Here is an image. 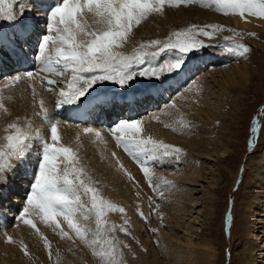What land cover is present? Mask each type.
Masks as SVG:
<instances>
[{"label":"rangeland","instance_id":"rangeland-1","mask_svg":"<svg viewBox=\"0 0 264 264\" xmlns=\"http://www.w3.org/2000/svg\"><path fill=\"white\" fill-rule=\"evenodd\" d=\"M28 1L29 0H17L15 1L16 3L15 5L20 10L22 7L25 9V11L27 10L26 14L30 15L28 20H26L27 23H30V20L32 21L35 20L34 22H32V25L35 23L34 25H35V28H37L36 31H38V35H39L37 37H39L40 39V35L45 31V22L44 23L42 22V17L38 18V15H37L38 13L34 14L33 10L30 9V6L33 7V5L30 4V2L28 3ZM41 6L42 7L40 8L44 9L45 11L41 13L46 15L50 6H47L46 4H41ZM191 6H193V8H191ZM167 7H168L167 14L164 15L166 24H162V25L156 24L155 25V23L147 24V22H142L139 26L134 28L137 30L134 33V35H130L132 36L133 39L130 42L128 39L127 48L125 49L122 48L120 50H122V52L126 54H129L133 51L134 47H139V44L142 42L146 43V42L151 41L152 39H162L163 37L166 40L173 32L183 30L184 28H187L191 26V24H195V23L198 25L199 24L200 25L216 24V25L223 26V30L214 33V38L212 39H208L205 37H199L200 39L204 40L205 44L219 46V47L203 48V49H200L198 52H196L195 55H190L189 57H185L186 64L183 67V70L179 72H173L170 75H167V77L170 76V78L169 80H167V83H165L167 85L164 84L166 88L162 85L163 87L161 88V91H163L164 93L163 94L164 98L162 99V101H160L157 105L156 104L148 105V107L144 105V107H142L143 106L142 101L138 99L141 102L142 106H138V112L135 113L136 114L135 118L141 120V118L144 115V119H146L147 116L149 117L148 119H150L153 117V115H155L156 112L163 111L165 113V110L167 111L173 110V112L179 113L180 109L179 107L175 105L174 100L178 99L179 95L181 97L183 91L189 90L192 87V84L198 82L200 85L203 84V86L205 87V88L203 87L204 93L203 91L201 93H203V96H204L203 99L206 100L207 104L209 105L206 104L204 108H207V110L211 114L210 117L212 121L207 120L206 119L207 116L205 117L203 115H199V116L195 115L194 118L196 121L193 122L194 126L190 124L189 120H187L189 124L186 121L185 123L188 125L187 127L191 125L195 129V130L191 129L193 133H195L198 130L200 131L202 129L201 132H203L206 136H202V134H200L199 136L200 137L202 136V138L204 139L206 137L208 145H206L205 143L204 144L205 146H203V148H198L196 146H192L191 144H188L187 140L184 138H186V135L190 133V130H187V127L178 125V127H180L179 129L180 132L177 133L178 136L176 135L177 137H179V139L178 141L176 140L175 147L183 146L185 148V149L181 148L182 156L180 158V162H177L174 158H171V160H169L168 162H165L164 165H159L160 163L157 164V166L152 165L151 171L153 170L152 172L154 173L157 171V168L160 167L162 169L160 170L164 172L163 175L171 174V173H172L171 175H178L181 171V173L186 172L187 174L189 172L188 176L192 177L191 175L192 173H194L192 170H195V169L198 170V173L195 179H192L189 182H187V180L181 181L179 180L180 178H177V181L173 180L176 183H173L171 180V182L175 184V187L167 188L168 190L164 192L166 193L169 192L170 194H174V196L177 193L178 196L180 195V198H179L180 200L178 199V197H176L177 200L179 201H176L175 199L173 200L174 196L171 197L168 194L169 195L168 197L167 194H165L164 192H163V195L161 196V193H159L161 190L157 191V197L151 194V196H153L154 202H156L157 205L159 204V208L157 209L161 210L160 213L157 212L158 210L155 211L152 209L151 207L152 197L148 196L147 199H149L150 197V200L146 201L147 211L146 212H144L143 210L140 211L142 213L143 212L145 213V214L143 213L144 216L141 217L139 213L135 215L136 219H139V217L142 218V219L140 218V221L143 222L142 223L143 225L136 226V227H139V229L138 228L132 229V227H135V226L131 225V223L129 222V224L132 226L131 227L129 225V230L132 231L130 236L125 235L124 233L119 232L117 230L115 235L118 238V240L122 242L126 241L123 243L128 245L127 248H123L121 246L122 251H123V257H124L123 259L128 258L130 262H132L135 259L134 260L135 261L134 264H135L137 263L136 259L140 254L146 255L152 251L159 253L160 251L159 249L161 247H164L165 237H163V233L165 232L166 234L174 235L173 237H175V239L173 238L172 240V242H175V243L171 242V245H174V246L173 247L170 246L172 248L171 250L173 251L172 253L174 255V256L171 255L172 256L171 260L176 259L177 262H175V260L174 261L170 260L169 263L171 264H237V261H238L237 258L243 255L245 258H248L250 259V261H253L255 258L259 257L257 256L258 254L254 256V258L252 257V255L257 252L256 250L253 249L254 240L251 237L252 236L251 233L253 231L252 225H253L254 219H259L262 221V222L261 221L259 222L261 224L257 226L259 227L257 231L262 232L261 234H259V237L263 236L264 238V198H262L263 193H261L263 189L258 183L260 177L264 176V171L259 170L258 165L259 167L263 166L264 162L259 163L256 166H254V163L252 162L251 163L252 169H250V167H248L249 169L247 170L245 169H246V163L250 161L251 157H254L253 158L254 161H257L263 157L262 154L264 153V28L262 26V23H264V18H258L252 15H246L244 18H241L238 14L234 16L224 15V14L216 12L213 6V8H211V11L209 12V14L212 15L213 17L218 15L215 18L219 17L218 19H221L227 16L229 17L232 16L233 18H237L235 16H239L238 19L236 20H240V22L245 27H242V26L240 27V25H234V24L232 25V23H230L231 22L230 20L232 17L230 18L227 17L230 19V20L228 19L229 20V22H227L228 24L226 22L212 21V20L210 21L209 24H205L203 20H200L201 18H204V16L200 17L199 15H197V12H196L198 10H202L199 3L190 4L187 6H180V7H171V6H167ZM203 10H206V9H203ZM44 17L46 16H43V18ZM24 24L25 23H23V25ZM37 24L39 25L42 24V27L43 26L44 27L40 28V26L38 27ZM151 25H154V26H151ZM171 25L174 26V28L171 27ZM147 27L149 28L147 29ZM151 27H154V29H156L157 31H155ZM39 29H41L42 31H39ZM164 33H165V36L163 35ZM236 33H239L240 35H236ZM3 39H4L3 37H0V43H2ZM133 40H136V41L134 42ZM232 43H239V44L248 46L249 48L248 53L245 54L243 57L235 55L233 53H229L224 46L230 45ZM35 45H33V47H35ZM18 48L20 49V52L22 54H25V55L28 54V49H29L28 44H26V47L21 45ZM155 50H156L155 48L148 49V51H155ZM1 56H0V78H1L0 90L2 91L0 93H3L4 90L8 89L6 85H9V77L14 76L17 73H15L14 70L11 69V67H9L10 63H6L8 62L9 59H7L6 57H1ZM27 56L29 57V55ZM177 56H179V53L177 51L175 50L167 51L165 53H162L160 57H158L155 61H153V63L163 64L165 62V58L169 57V58L174 59ZM203 56H204V61H201V58ZM33 57L34 56H32V58ZM32 58H29L31 62L29 69L35 70L34 74H36L38 77V85H40V87L42 86L46 90V93L49 96H51L52 104H53L52 113L54 114V116H57L59 113V110L58 108H56L55 104L58 99V94H59L60 88L65 87L67 85L66 81L68 83V81L71 78V74L69 72V73H65L62 76H55L49 73L39 72L38 71L39 68L37 66L38 61L34 63V66H35L34 68L32 64V60H33ZM173 59H170V60H173ZM198 60L199 62H196ZM201 65L203 67L199 69L198 67ZM142 67H147V64L143 65ZM238 67H239V70H238ZM225 69H231L229 72L230 74L229 78H226V74H224ZM240 70H245L244 74H242ZM7 71H10L8 73V76L4 75V73H6ZM41 76L45 77L46 79H54L57 81V85L52 91H49L48 88L45 86V84L41 82V79H40ZM57 77H60V78H57ZM230 77L233 78L232 79L233 81L230 84V86H228V81L230 80ZM160 82L161 81L155 80V79L137 77L133 81L129 82V84L126 85L125 87H121L118 84L113 83L111 81H104L94 86L95 90L92 91V94L90 97H91V100H95L96 97L104 93V94L110 95L111 98L112 97L116 98L117 94H120V93L125 94L126 92L123 93V91L127 89H133V90L139 89V90H145V91L149 90L148 94L151 95L152 91H155L156 86L159 85ZM12 87L13 86L9 85V88H11V91H13ZM222 87L225 88L224 91L221 90ZM228 89H231V91L229 92ZM107 92H111L112 95ZM187 102L188 101H186V103ZM134 104H136L135 105L136 107L134 109V111H136L138 103L135 102ZM219 105H221L222 108ZM66 106L68 105H65L63 107L66 108ZM116 106L117 104L111 105L112 109L115 108ZM190 107H189V110H190ZM125 108L126 110L124 114H126L127 116L128 115L127 113L128 111H130V109H127V107H124V109ZM62 109L64 112V108ZM116 110L118 112H115L113 110H109V111L115 112L116 114L118 113L120 115L114 114L110 117V114H107V110H106L105 118L99 121L94 120L95 124L94 123L91 124L89 122H87L86 124V122H81L82 124L80 125H78V123L73 124V127L76 132L83 131L85 128L91 129L92 130L91 132L89 133L85 132V134H86V137L90 138L91 141L93 140V142L95 143L99 141V138L102 140H106V138H108L109 140L114 142L113 144L111 142V144L115 145L116 142L113 138V134L110 131V128H112V126H114L118 121L127 119V117L124 114H121L123 112H120L118 109ZM3 115L1 118L2 120H0L1 125L7 124V120H6L7 118H3L4 117ZM63 116L65 117V115L62 114V117ZM114 116H117V117H114ZM42 118L39 120V122L42 120ZM85 119L87 118L85 117ZM62 120H65L64 121L65 123L68 122L70 124V122L66 118ZM98 122L100 123L99 125H98ZM102 123L103 124L105 123V125H102ZM94 126L96 127V130H94ZM104 126H108V127L106 128ZM198 127L199 128L202 127V128L199 129ZM253 127L257 128V131L255 133L251 131ZM47 128H48V125L44 126L45 130ZM261 129H262V135H261L262 137L260 138L259 131ZM4 130L3 132L0 130V145H3L5 143L4 136L7 133ZM96 132L100 133L99 137L93 136V134H95ZM103 132H106L104 133V136H102ZM45 133L46 132L43 133L41 131V134H45ZM180 134H181V137H180ZM184 134L186 135L183 136ZM46 137L47 138L49 137L48 139H50V136L48 134L46 135ZM258 140L260 141L259 146H257ZM78 145H80L79 140H78ZM112 145H111L112 148L116 147ZM120 149L123 151L121 156H123L124 158L127 157V159H130L131 161L132 159L131 156L128 155L122 147ZM37 153H38V156H36L35 159L31 158L33 161H35L34 166L39 164V158L41 156L40 155L41 151ZM111 159H114V161L116 160L118 161V157H116V155H113L112 152H111ZM106 162L108 163L107 158H106ZM103 166H104V163H101L99 166L97 165L98 167L97 174L98 173L100 174V172H102L104 173V175L107 176L109 174V169L103 168ZM37 167L38 166H36V169L38 170ZM254 167L255 168L257 167V170H255ZM93 169H95V167H93ZM37 170H33L32 168L31 172L29 173L30 178L28 179L22 176L24 179H22L21 181L23 182L25 181L27 186H25L24 189H22V191L24 192L23 193L24 196L22 195L21 204H17L15 202L17 200L16 197L14 200L12 199L13 198L12 193L9 195L10 199L8 201L1 200L3 199L2 196H3L4 191H3V188L0 189V191H2L0 193V211L1 210L6 211L5 213L2 212V214L4 215V217L2 216V219L4 220H3V226H1V228L3 227L5 228L3 230H5L6 235L1 234L2 230L0 228V240L2 241V248H0V251H2L0 253V264H13L14 261L16 263L17 260L18 261L20 260L21 262L20 263L17 261V264H27V263L28 264H39L40 263L39 259L41 258L42 259L45 258L47 262H49L47 264H54L55 259H58L56 257L58 256L63 257L66 252L68 251L70 252L71 250L74 249V246L72 244L75 239L74 235L69 234V237L74 236L73 237L74 239L73 238L69 239L66 237L65 239L62 238L58 230H54L53 229L54 227H50V224H46L42 222L39 217H36L33 220V222L36 224L37 228L39 229V232L35 231L36 229L33 231L34 228H32L29 225L26 226L25 223H23L20 227L22 228L26 226V231L23 236H21L20 230H16V231L12 230L15 227L14 225H16L15 224L16 222L20 223L21 221H23L22 218H19L20 217L19 213L22 211V208L26 206V196L31 190V184L34 182V177H35ZM256 171L259 176L255 175ZM244 174H246V176ZM185 175L186 174H184V176ZM230 178H233L231 182H230L231 180ZM16 180H19V179H16ZM14 184L15 182L11 184L7 183V186L8 188L11 189L13 186H15ZM97 184H99V181H97ZM145 184L147 185L149 184V182L145 181ZM106 187H108V190L106 189ZM20 189H21L20 187H17V191H20ZM175 190H176V193H175ZM178 191L180 193L181 192L189 193L191 198H189V196H185L184 194H180ZM99 193L103 198L109 201H113L107 195L109 194L108 184L107 186H103L100 184ZM114 193L112 192L110 194H114ZM8 194H6V197H8ZM115 194L117 196H120V194H122L124 197L129 196L125 193H115ZM188 198L192 199L190 209L187 208L189 207V203L187 201ZM83 199L85 203L90 204V201L87 200L89 199L88 197L87 198L84 197ZM177 202L179 204H177ZM169 204L170 205L172 204V206H174L173 208L176 207L177 210L182 206L184 207V209L181 211L178 210L177 212V210H175L176 215L179 217L177 219L176 224L171 219H169L170 221H165V220H168V218L166 219L164 210L167 208L169 213H171L170 210L172 211V207ZM186 208L188 209V211L185 212ZM137 210H138V207H137ZM175 212H173V215L175 214ZM254 212H256L257 214H255ZM110 213L109 215H107V219L109 218V220L113 221L114 216L111 215L112 213L111 214ZM6 214L8 215L7 217H5ZM119 214L120 213L114 212V215H117L118 220L120 221L122 216ZM13 215L15 216L13 217ZM129 217H126V219L129 220L131 218ZM170 222L172 223V225ZM121 223H123V221H121L120 223H117V226L119 227ZM152 228H155V229L157 228L158 230L156 231L157 233L155 232L154 234L152 231H150V229ZM171 228H172V231H171ZM6 231L9 232V235H7ZM27 231H29V233ZM13 235H16V236H13ZM8 236L14 237V238L12 237L13 242L9 243V245L7 244ZM16 237H18V239H16ZM45 238L49 240L48 241L49 243L52 240V242L50 243V248L45 245V242H43L44 244L42 243V241H45ZM21 239L22 240L24 239L23 241L25 243H21V241H19ZM162 239L164 240L162 241ZM70 240L72 243L70 242ZM186 241L187 243H190V244L186 245L187 244ZM52 243H54L55 245ZM69 243L70 245H68ZM25 245L27 246L28 253L35 254V256L36 255L37 256L35 257L29 254L25 255L23 251V247ZM52 245L54 246V248L52 247ZM64 245H67L68 247ZM13 246L15 250H13ZM42 246H45L44 247L45 250H48V251L53 250V252L56 251L58 255L52 252L54 256H51L50 255L51 252L49 251L48 253V251H45ZM69 246H71L72 248ZM143 246H145V248ZM4 248L7 251L4 250ZM18 249L22 250L23 252H20V250ZM252 249L253 251H251ZM60 251H63V252H60ZM20 253L21 255L23 254L24 256L23 255L21 256ZM16 254L17 256L16 257L14 256L15 258H13L12 255H16ZM79 254L85 255L83 257H80L81 259L80 264H85V259L86 260L94 259V262L97 261L95 263L100 264L101 262V264H103V261H100V258L97 257V260L95 259L96 256L92 254V249L91 251L90 250L87 251L85 254L83 253H79ZM151 254L152 253H150V255ZM89 255H90V258H89ZM49 256L51 258H49ZM31 257H33L34 259ZM36 258L37 259L39 258L38 259L39 262H37L38 260ZM52 259L54 260V262ZM11 261H13V263ZM257 263L259 262H255V264Z\"/></svg>","mask_w":264,"mask_h":264},{"label":"snow or ice","instance_id":"snow-or-ice-1","mask_svg":"<svg viewBox=\"0 0 264 264\" xmlns=\"http://www.w3.org/2000/svg\"><path fill=\"white\" fill-rule=\"evenodd\" d=\"M200 2L201 0H54V5L50 6L46 14L45 31L40 35L36 60L41 64L39 72L57 76L69 72L71 74L67 85L60 88L56 108L85 104L95 90L94 86L104 81L125 87L137 77L161 80L166 73L182 71L186 64L185 57L195 55L203 48L219 47L205 44L199 37L212 39L214 33L223 30V26L193 24L173 32L166 40L153 39L146 43L142 42L129 54L120 51L128 42L133 29L149 16L163 15L166 6L180 7ZM4 3L5 0H0V17L17 22L12 4H8L5 8L2 6ZM204 6H214L216 12L224 15L238 14L241 18L252 15L264 18V0H204ZM24 11L22 7L21 18ZM22 29L28 30L26 25L22 26ZM236 35L240 34L236 33ZM224 47L229 53L241 57L249 51L248 46L239 43ZM149 48L156 50L148 51ZM171 50L177 51L179 56L163 64L153 63L162 53ZM145 64L147 67H142ZM34 71L26 70L22 74L9 77V85L24 78L34 80ZM40 79L49 91L57 85L54 79H46L43 76ZM95 99L98 107L114 103V100L106 97ZM43 103L41 100L42 113L38 115H42L50 124V140L40 139L42 151L38 170L31 184V190L26 196V206L19 213L20 218L39 217L42 222L58 230L62 238L71 239L68 232L61 227L58 218L62 217L75 237L92 249V254L100 258L103 264H126L122 247L127 248L128 245L119 241L115 233L118 230L130 236L129 220L124 219L119 227L114 223L109 226L107 220L108 213L125 214V209L103 198L99 189L93 186L91 177H87L85 169L80 166L78 151L61 143L58 122L49 117L48 109L43 107ZM0 109L5 113L8 112L2 97H0ZM18 120L19 118L8 123L4 130L7 134L4 136L5 143L0 146V189L7 185L10 174L23 162L25 153L29 151L28 145L33 139L31 125L22 127ZM180 124L184 127L188 126L183 120ZM91 131L85 129L86 133ZM110 131L117 146L122 147L141 167L150 186L153 180L151 174L153 163L159 164L168 158L180 162L182 150L154 140L151 136L145 138L142 135L140 119L120 120ZM251 131L255 133L257 128L253 127ZM35 135L39 138L41 134L36 130ZM95 135L99 137L100 133L96 132ZM128 176L129 179H133L130 173ZM165 187L171 188L175 185L170 181L162 180L154 186V189L161 190L163 195L162 189ZM84 197L89 198L90 206L85 203ZM156 207L159 208V205ZM82 209L87 211L82 212ZM78 214L82 215L83 222ZM93 214L94 228L87 224ZM139 214L143 217L142 212ZM23 223L39 232L32 219H23ZM150 231L155 233L157 229L152 228ZM7 242H13L11 236L7 237ZM45 245L50 248L46 238ZM23 251L25 255L29 254L26 245Z\"/></svg>","mask_w":264,"mask_h":264},{"label":"bare ground","instance_id":"bare-ground-1","mask_svg":"<svg viewBox=\"0 0 264 264\" xmlns=\"http://www.w3.org/2000/svg\"><path fill=\"white\" fill-rule=\"evenodd\" d=\"M17 1V0H15ZM30 2V4L33 5V7L30 6V9L33 10L34 14L35 13H38V18H41L42 17V22L44 23L45 22V18H43V16H46L45 14H42L41 12H45L44 9H39V6H41V4H46L47 6H53L54 5V0H29L28 3ZM8 4H12V9H13V12L16 14L17 16V22H13V21H9V20H6V19H3L2 17H0V37H3V41L2 43H0V56L2 54L1 57H6L8 60V62L6 63H10L9 67H11V69L14 70L15 73H20L22 74L23 72L25 71H22V70H19L21 68V66H24L25 64L26 65H30L31 62H30V59L29 58H32V54H33V51L36 52V49L37 47H35V50L33 49V45L36 44V39L38 38L37 36L38 35V31H36L37 28H35V23L32 25V22H34L35 20H30V23H27V31H23L22 29V26L23 25V22H21L22 20L21 19H26L28 20L29 16L30 15H27L26 14V11H24L23 13V16L22 18L20 17V9H18L16 7V3L13 2V0H5V3L2 5L3 7L7 8ZM200 7L202 10H198L196 11L197 12V15H199L200 17H203L204 18H201L200 20H203V22L205 24H209L210 21H222V22H229V18L234 16H227V17H223L221 19H218V18H215L213 17L212 15L209 14V12L211 11V8L213 7H205L204 6V0H201V2L199 3ZM185 8V7H184ZM191 8H193V6H191ZM28 9V8H27ZM186 9V8H185ZM203 9H206V10H203ZM213 10V9H212ZM167 11H168V7L166 6L165 9H164V13L163 15H159V14H153L151 16H149V18L143 22H147L148 23H155V25L157 24H166V21H165V17L164 15L167 14ZM177 11V10H176ZM207 11V12H206ZM29 13V12H28ZM175 13V12H174ZM216 13V12H215ZM33 14V16H34ZM168 16V15H167ZM166 16V17H167ZM181 16V15H180ZM171 17V16H170ZM178 17V16H177ZM187 17V16H186ZM237 18H231V22L232 25H240V27H245L241 22L240 20H236L238 19L239 16H235ZM35 18V16H34ZM33 18V19H34ZM181 18V17H180ZM225 18V19H224ZM170 19V18H169ZM229 19V20H228ZM240 19V18H239ZM199 20V21H200ZM260 20V19H259ZM198 21V22H199ZM169 22V21H168ZM184 22V21H183ZM244 22V21H243ZM254 22V21H253ZM246 23V22H245ZM261 23V22H260ZM146 24V25H147ZM170 24V23H169ZM167 24V25H169ZM189 24V23H188ZM196 24V23H195ZM228 24V23H227ZM38 27L40 26V28L42 27V24L39 25L37 24ZM193 25V24H191ZM198 25V24H196ZM200 25V24H199ZM149 26V25H148ZM151 26H154V25H151ZM262 26L264 28V23H262ZM261 26V27H262ZM44 27V26H43ZM42 27V28H43ZM167 27V26H166ZM171 27L174 28V26L171 25ZM149 27H147L148 29ZM152 29H154V27H151ZM158 28V27H157ZM170 28V27H169ZM160 29V28H159ZM162 29V28H161ZM261 29V28H260ZM33 33H32V31ZM137 29H133L134 32H132L131 35H134V33L136 32ZM155 31H157L156 29H154ZM246 30V29H245ZM262 30V29H261ZM152 31V30H151ZM164 32V31H163ZM146 33V32H145ZM157 34V33H156ZM165 36V33L163 34ZM137 36V35H136ZM131 38H129V42L133 39L132 36H130ZM162 37V35H161ZM167 37V36H166ZM140 38V37H139ZM142 38V37H141ZM153 40V39H152ZM160 40H165L164 37ZM134 42L136 40H133ZM26 44L29 45V49H28V54L29 57L25 54H22L20 52V49L18 48L19 46H25L26 47ZM135 45V44H134ZM127 43L125 44V46L123 47L124 49L127 48ZM24 50V49H23ZM26 51V50H25ZM122 51V50H120ZM166 57V55H165ZM164 57V58H165ZM33 59V58H32ZM170 59H173V58H165V62L166 61H172ZM201 61H204V56L201 58ZM196 62H199L196 61ZM196 65V64H195ZM194 65V66H195ZM37 66L38 68L40 69L41 68V64L40 62L38 61L37 63ZM248 67V66H247ZM231 68V67H230ZM30 70V69H28ZM231 69H225L224 70V74H226V78H229V72H230ZM238 70H239V67H238ZM244 71L245 70H240V72L242 74H244ZM10 71H7L6 73H4V75L8 76V73ZM239 72V73H240ZM35 73V72H34ZM45 73V72H44ZM171 73H166L164 77H162L161 79V82L159 83V85L156 86L155 88V91H152L151 93V96L153 97V99L160 95V94H163V92L161 91V88L167 84H163V83H167V80H169L170 76L167 77V75H170ZM51 75H55V74H51ZM35 76V79L34 80H29L27 78H24L22 80H20L19 82H14L11 84L12 89L13 91H11V88L8 87V89L4 90L3 93H0V97H2V102L4 104V107H6L8 109V112L5 113L3 112V109H0V120H2V115L4 116L3 118H7V124H3L1 125L0 124V130L3 132L4 128L6 129L8 123L10 122H13V121H17V118H19L18 120V123L23 127V126H26L27 124H30L31 125V131L33 133V139L32 141L29 143L28 145V148H29V151L25 153V157L23 159V162L19 164V166L15 169L14 172H12L10 174V181L8 182L9 184L15 182V186H13L11 189L8 188V186L6 185L5 187H3V196L1 200H9L10 199V194L12 193V199L14 200L15 197L16 200L15 202L17 204H21L22 203V195H23V191L22 189H24L26 185V182L24 181H21L22 179H24L23 177H25L26 179L30 178V172L32 170V164H34L35 161H33L31 158H36V156H38V153L39 151H42L41 150V143H40V139H48L46 137V135L48 134L50 136V124L45 121L43 118H42V115H38L39 113H42V108H41V104H40V101L43 100V107L48 109V115L51 119L57 121V128H58V134L60 135L61 137V143H63L64 145L66 146H71L73 147L74 149H76L78 151V156H79V163H80V166H82L84 169H85V172H86V175L87 177H91V182L93 184V186L95 187H98L100 189V184L103 185V186H109V194L108 197H110L113 201H111L112 203H115L117 204L118 206H121L125 209V214H119L122 216L121 220L119 221L118 220V216L117 215H114V212H111L110 214L113 215V221L109 220V218L107 219L108 222H109V226L111 224H116L117 223H120L121 221H124V219H126V217H129V222L131 223V225L135 226V227H132L130 224V226L133 228H138L139 227H136V226H142L143 222L140 221V218L139 219H136V216L138 213H140V211H144L146 212L147 211V200L149 201L150 200V197L149 199L148 196H151V194L155 197H157V191H160V190H156L154 189V186L157 185L158 183H160L162 180H168L173 183H176L174 182L173 180H176L177 181V178H180L179 180H183V181H186L189 182L190 180L192 179H195L197 173H198V170L195 169V170H192L194 173H192V177H189V172L188 174L186 172L184 173H180L178 175H171V174H166V175H163V171H161L162 169L160 167L157 168V171L156 172H152L151 171V174H153V180H152V186H150L149 184H145V181H148L142 170H141V167L134 161L131 159H127L124 158L122 155L123 151L119 148V146H117L116 144L115 145H112L114 142L109 140L108 138H106V140H102L99 138V141H97L96 143L93 142V140L91 141L90 138L86 137V134H85V129L83 131H80V132H76L74 127H73V123H65L64 121L65 120H60L58 117L61 116L63 113H67V112H71L72 115L75 117V119L78 121V125L82 124L81 122H89V123H94V120L96 121H99L98 120V116L101 114L102 115V119L105 118V111L109 109L111 110V105L112 104H116L115 103V97H107L109 100H114V103H109L103 107H98L96 106V99L95 100H91V97L88 98V101L85 103V104H82V105H68L65 107H61L59 108V113L57 116H54V114L52 113L53 112V109H52V99H51V96H49L47 93H46V90L40 85H38V77L36 74H34ZM57 76V75H55ZM243 76V75H242ZM241 76V78H242ZM57 78H60V77H57ZM165 78V80H164ZM233 78L230 77V80L228 81V86H230V84L232 83V80ZM1 80V78H0ZM4 81V80H3ZM6 81V80H5ZM160 81V80H159ZM235 81V80H234ZM206 82V81H204ZM236 82V81H235ZM66 84H67V81H66ZM105 84V83H104ZM161 84H163V86H161ZM233 85V84H232ZM191 86V85H190ZM203 84H199L198 82L197 83H194L192 84V87L189 89V90H186V91H183L181 97L179 95V98L178 99H175L174 100V103L177 107H179L180 109V112L179 113H176V112H173V110H165V113L163 111L161 112H156L155 115H153L152 118L148 119L149 117L147 116L146 119H144V115L143 117L141 118V121H142V128H143V133L142 135L146 138L148 136H151L154 140H158V141H162L166 144H169V145H172V146H175V143H176V140L178 141L179 137H177V133L180 132V127H178V125H181L180 124V121L183 120L184 122L187 120H189L190 124L193 125V122H195V115L196 116H199V115H203V116H207V120H210L212 121L211 119V114L209 113V111L207 110V108H204L205 105L207 104L206 100L203 99V93H204V89H203ZM166 88V87H165ZM205 88V87H204ZM102 90V89H101ZM222 91L225 90V88L222 87L221 89ZM229 92L231 91V89H228ZM2 90H0L1 92ZM110 91V90H109ZM203 91V93H201ZM119 92V91H118ZM126 92L125 94H122L121 96L119 95V99L117 101V106L115 108H113L114 110L118 109L120 112H123L122 110H126V108L124 109V107H127V109H130V111H128V115L129 113H133L134 109H135V101H136V98H142V97H145L146 95H148L149 93V90H139V89H136V90H133V89H127L125 91H123V93ZM105 95H108V94H102L98 97H105ZM116 95V94H114ZM118 96V95H117ZM156 101H158L159 103V100L158 98H155ZM141 101H145L146 99H139ZM7 101V102H6ZM126 102V106L124 104V102ZM156 101H152L151 104L149 105H153ZM186 101H188L186 103ZM173 103V104H174ZM157 105V104H156ZM209 105V104H207ZM94 106L98 108V110L100 112H94L93 110L91 111L92 107ZM191 106V107H190ZM211 106V104H210ZM221 106V105H219ZM189 107H190V110H189ZM208 107V106H207ZM216 107V105H215ZM64 108V112H63V109ZM96 108V109H97ZM122 108V109H121ZM222 108V106H221ZM176 109V108H175ZM108 110V111H109ZM107 111V114H110V117L114 114H116L115 112H111ZM225 111V110H224ZM91 113V114H90ZM96 114H98V116H96ZM118 114V113H117ZM116 114V115H117ZM122 114V113H121ZM65 115V114H63ZM120 115V114H118ZM127 115V116H128ZM66 116V115H65ZM39 117V119H38ZM64 117V116H63ZM85 117L87 119H85ZM91 117V119H90ZM114 117H117V116H114ZM154 117H158V119H154ZM42 118V122L39 120ZM89 119V120H88ZM108 119V118H107ZM113 120V119H112ZM106 122V121H105ZM5 123V122H4ZM97 123V122H96ZM188 123V122H187ZM100 123L98 122V125ZM107 124V123H106ZM189 124V123H188ZM48 125V128L45 130L44 129V126H47ZM102 125H105V123ZM165 125H170L169 127H166ZM191 125H189V127H187V130H190V133L189 134H184L183 136L186 135V139L187 140V143L188 144H191L192 146H196L198 148H203V146H205L204 144L206 143V145H208L207 143V138L205 137L202 138V136H206L203 132H201V129L200 131H196L195 133L192 132L191 129H194ZM194 126V125H193ZM43 127V128H42ZM113 127V126H112ZM263 127V125H262ZM42 128V129H41ZM39 129V133L41 134V131L44 133L46 132L45 134H41L39 138L36 137L35 133H36V130ZM111 129V128H110ZM173 129H176L175 131ZM94 130H96V127L94 126ZM195 130V129H194ZM98 131V130H97ZM103 131V130H102ZM101 131V132H102ZM207 131V130H205ZM76 132V133H75ZM108 132V131H107ZM260 132V138L262 137V129L259 131ZM104 133L106 132H103V135L104 136ZM102 134V133H101ZM202 134V136L200 137L199 135ZM177 135V136H176ZM93 136H96L95 134H93ZM176 137V138H175ZM180 137H181V134H180ZM102 138V137H101ZM104 138V137H103ZM259 138V140H260ZM50 140V139H48ZM78 140L80 142V145H78ZM182 140V139H180ZM258 140L257 142V146L260 145V141ZM112 142V144H111ZM178 143V142H177ZM2 144V143H1ZM112 146H116L118 148H112ZM2 146V145H0ZM185 146V145H184ZM177 147V146H176ZM210 147V146H209ZM179 148H183L185 149L183 146H179ZM206 148V147H204ZM37 149V150H35ZM118 150V151H117ZM111 152L112 153H115L116 157H118V161H114V159H111ZM118 152V153H117ZM41 155V154H40ZM263 157L260 158L259 160L257 161H254V157H251L250 161H248L246 163V169H249L248 167H250V169H252V166H251V163L253 162L254 163V166H256L257 164L259 163H262L264 162V153L262 154ZM128 156V155H127ZM106 158L108 159V163L106 162ZM256 158V157H255ZM169 160H171V158H168L166 160H164L163 162H161L159 165H164L165 162H168ZM101 163H104V166L103 168H108L109 169V174L106 176L104 175V173L100 172V174L98 172V167L97 165L99 166ZM109 164V165H108ZM121 165L123 166V168H121ZM152 165H155L157 166V164L153 163ZM261 165V164H260ZM263 165V164H262ZM30 166V167H29ZM38 166L35 165V167ZM25 167V168H24ZM93 167H95V169H93ZM38 168V167H37ZM163 168V167H162ZM153 169V168H152ZM161 169V170H160ZM255 170H257V167L255 168ZM258 169L259 170H263L264 171V165L263 166H260L258 165ZM155 171V170H154ZM131 174V177L133 179H129V176L128 174ZM230 173V172H229ZM232 173V172H231ZM176 174V173H175ZM184 174H186L184 176ZM158 175V176H157ZM246 176V174H244ZM256 176H259L257 171H256ZM23 176V177H22ZM244 176V177H245ZM16 179H19V180H16ZM230 182L232 181L233 178H230ZM97 181H99V184H97ZM171 182V183H172ZM172 183V184H173ZM180 183V182H179ZM259 185L261 186V188L263 189L261 193H263V197L264 198V176L260 177L259 179ZM184 184V183H183ZM175 185V184H174ZM17 187H20V191H17ZM168 187H165L163 188V192L168 190L167 189ZM106 189L108 190V187H106ZM29 190V189H28ZM135 190V191H134ZM134 191V192H133ZM152 191V192H151ZM174 191V190H172ZM219 191V190H218ZM2 191H0L1 193ZM125 193L129 196L127 197H124L122 194H120V196H117L115 193L114 194H110V193ZM171 192V191H170ZM179 192V191H178ZM9 193V194H8ZM161 193V191L159 192ZM165 194H167V196L169 197V195L172 197L174 196V194H170L169 192L166 193L164 192ZM175 193H176V190H175ZM180 193V192H179ZM260 193V194H261ZM6 194H8V197H6ZM164 194V195H165ZM169 194V195H168ZM177 194V193H176ZM174 196L173 200L175 199L176 201H179L180 199V195L178 196V194ZM180 194H184L185 196H189V193H180ZM262 195V194H261ZM24 196V195H23ZM153 196L152 197V204H151V207L153 210L157 211V203L154 202V199H153ZM162 196V195H161ZM19 197V198H18ZM167 197V198H168ZM179 200H177V198ZM184 197V196H183ZM87 198V197H86ZM187 198V197H186ZM185 198V199H186ZM187 199L188 203H189V208L190 209V205L192 203V199ZM130 199V201H129ZM89 200V199H87ZM169 200V199H168ZM160 201V200H159ZM175 201V202H176ZM185 201V200H183ZM154 202V203H153ZM174 202V201H173ZM172 202V203H173ZM262 203V202H260ZM89 204V203H88ZM149 204V203H148ZM161 204V202H160ZM177 204H179L177 202ZM196 204V202H195ZM90 205V204H89ZM159 205V204H158ZM170 205V204H169ZM194 205V204H192ZM150 206V205H149ZM167 206V205H166ZM172 207V211L170 210V212L172 213H169L167 208L164 210V214L166 215V219L168 218V220H165V221H170L169 219H171L172 221L177 222V219L179 218L177 215H176V212L175 208H173L174 206H172V204L170 205ZM137 207H138V210H137ZM164 207V206H163ZM183 207V206H182ZM180 207L178 210L181 211L184 209V207L182 208ZM259 207V206H258ZM24 208V207H23ZM22 208V210H23ZM144 208V209H143ZM185 209V212L188 211V209ZM171 209V208H170ZM177 210V212H178ZM254 210V209H253ZM82 212H86L87 209H82L81 210ZM5 213L6 211H3L1 210L0 211V228L1 226H3V220L2 219V216L4 217V215L2 214ZM143 212V213H144ZM149 212V211H148ZM157 212H161V210H158ZM163 212V211H162ZM173 212H175V214L173 215ZM9 213V212H8ZM255 214H257L256 212H254ZM14 214V213H13ZM145 214V213H144ZM163 214V215H164ZM186 214V213H185ZM184 214V215H185ZM109 215V213H108ZM140 215V214H139ZM138 215V216H139ZM155 215V213H154ZM160 215V214H159ZM183 215V214H182ZM8 215L6 214L5 217H7ZM10 216V215H9ZM15 215H13L14 217ZM81 222L83 221V217L82 215L78 214ZM141 216V215H140ZM144 216V215H143ZM147 216V215H146ZM256 216V215H255ZM20 218V217H19ZM25 219L28 218V219H32L34 220L36 218V216H25L24 217ZM22 218V219H24ZM165 218V217H164ZM163 218V219H164ZM60 219L61 221V226L64 227V231L68 232V234H72L74 235V233H72V231L67 227V224L66 222L63 221L62 217L61 218H58ZM142 219V218H141ZM161 219V218H159ZM2 220V221H1ZM19 220V219H18ZM17 220V221H18ZM137 220V221H136ZM90 221V222H89ZM87 222L88 226L94 228L95 227V224H94V214L92 216V218ZM136 221V223H135ZM153 221V220H152ZM151 221V222H152ZM261 220L259 219H254L253 220V231H252V238L254 240V250H256L257 252L254 253L252 255V257L254 258V256H259L258 258H255L253 261H250V259L248 258H245L244 255L243 256H239L238 261H237V264H255V262H259L257 264H264V238L263 236L262 237H259V234H261L262 232H258L257 230L259 229V227H257ZM262 222V221H261ZM162 223V222H161ZM159 223V224H161ZM165 223V222H164ZM171 223V222H170ZM16 225H14L12 228V230H20V234L21 236L24 235L25 231H26V226L25 227H21V225L23 224V221H21L20 223L19 222H16L15 223ZM94 224V225H93ZM123 223H121L120 225H122ZM158 224V223H157ZM119 225V226H120ZM151 225V224H150ZM172 225V223H171ZM152 226V225H151ZM154 226V225H153ZM157 226V225H156ZM174 226V224H173ZM50 227H53L52 225H50ZM162 228V227H161ZM5 229L4 227L1 228L2 230V233L1 234H5ZM54 229V228H53ZM157 229V228H156ZM35 229H33L34 231ZM51 230V229H50ZM31 231V230H30ZM36 231V230H35ZM158 231V230H157ZM171 231H172V228H171ZM7 232V231H6ZM29 233V231H27ZM132 233V231H130ZM140 232V231H138ZM145 232V231H144ZM14 233V232H13ZM157 233V232H156ZM159 233V232H158ZM170 233V232H169ZM16 234V233H15ZM19 234V235H20ZM27 234V233H26ZM155 234V233H154ZM160 234V233H159ZM158 234V235H159ZM6 235V234H5ZM7 235H9V232H7ZM12 235V234H11ZM31 235V234H29ZM41 235V234H40ZM60 235V234H59ZM2 236V235H1ZM4 236V235H3ZM13 236H16V235H13ZM12 236V237H13ZM75 236V235H74ZM74 236H70L71 238H73ZM139 236V235H138ZM174 235H169V234H166L165 232L163 233V237H165L164 239H162V241L164 240L165 243H164V247H161L159 250V253L157 252H150L152 253L150 255L149 254H146V255H143V254H140L137 259H136V262L135 264H171L169 263L170 260H171V257L174 256L173 255V251L171 250L174 245H171V242L173 240V238L175 239V237H173ZM30 237V236H29ZM61 237V236H59ZM162 237V238H163ZM14 238V237H13ZM37 238V237H36ZM263 238V239H261ZM4 239V238H3ZM16 239H18V237H16ZM42 239V238H41ZM49 239V238H48ZM65 239V238H64ZM62 239V240H64ZM74 239V238H73ZM123 239V238H122ZM121 239V240H122ZM128 239V238H127ZM24 240V239H23ZM22 239L19 240L21 241V243H25ZM47 240V239H46ZM61 240V241H62ZM124 240V239H123ZM179 240V239H178ZM18 241V242H19ZM49 241V240H47ZM60 241V242H61ZM69 241V239H68ZM67 241V242H68ZM177 241V239H176ZM190 241V240H189ZM36 242V241H35ZM45 242V241H42V243ZM52 242V240H51ZM50 242V243H51ZM71 242V240H70ZM123 242H126V241H123ZM181 242V241H179ZM27 243V242H26ZM38 243V242H37ZM58 243V242H57ZM66 243V242H65ZM64 243V244H65ZM72 243V242H71ZM172 243H175V242H172ZM187 243V241H186ZM7 244L9 245V243L7 242ZM15 244V243H14ZM44 244V243H43ZM54 244V243H52ZM63 244V243H62ZM73 246H74V249L71 250L70 252H66L63 256V257H56L58 259H55V263L57 261L56 264H80V257H83L85 255H81L79 253H83L85 254L87 251H91V249L89 247H87L86 245H84L79 239H77L75 237L74 239V242L72 243ZM129 244V242H128ZM190 243H187L186 245H189ZM4 245V244H3ZM6 245V244H5ZM18 245V244H16ZM28 245V244H27ZM55 245V244H54ZM59 245V244H58ZM70 245V243L68 244ZM66 247H68L67 245H64ZM171 246V247H170ZM192 246V245H191ZM43 249L45 246H42ZM52 247L54 248V246L52 245ZM61 247V246H60ZM71 247V246H69ZM145 248V246H143ZM0 248H2V241L0 240ZM12 248V247H11ZM18 248V247H16ZM20 248V247H19ZM63 248V247H62ZM72 248V247H71ZM158 248V247H157ZM10 249V248H9ZM22 249V247H21ZM66 249V248H65ZM64 249V250H65ZM253 249L251 251H253ZM4 250H6L4 248ZM13 250H15L14 246H13ZM17 250V249H16ZM20 250V249H18ZM39 250V249H38ZM45 250V249H44ZM60 250V249H59ZM208 250V249H207ZM7 251V250H6ZM10 251V250H9ZM45 251H48V250H45ZM44 251V253H45ZM50 251V250H49ZM48 251V253H49ZM2 251H0L1 253ZM13 252V251H12ZM20 252H23L22 250H20ZM50 255L51 256H54L53 253H56L53 252V250L50 251ZM53 252V253H52ZM60 252H63V251H60ZM178 252V251H177ZM7 253V252H6ZM91 253V252H90ZM57 254V253H56ZM60 254V253H59ZM133 254V253H132ZM176 254V253H175ZM251 254V253H250ZM21 255V253H20ZM19 255V256H20ZM23 255V254H22ZM21 255V256H22ZM29 255H33L35 256V254H30ZM41 255V254H40ZM58 255V254H57ZM125 255V254H124ZM172 255V256H171ZM13 258H15L17 256L16 255H12ZM15 256V257H14ZM18 256V257H19ZM24 256V255H23ZM37 256V255H36ZM35 256V257H36ZM2 257V256H1ZM42 257V256H41ZM40 257V258H41ZM176 257V256H175ZM185 257V256H184ZM22 258V257H21ZM20 258V259H21ZM30 258V257H28ZM33 258V257H31ZM49 258H51L49 256ZM53 258V257H52ZM89 258H90V255H89ZM93 258V257H92ZM91 258V259H92ZM124 258V257H123ZM161 258V259H160ZM179 258V257H178ZM34 259V258H33ZM37 259V258H36ZM39 259V258H38ZM37 259V260H38ZM45 259V258H44ZM39 259L40 260V263L39 264H47L49 262H47V260L45 259ZM88 259V258H87ZM97 260V257L95 258ZM13 260V259H12ZM15 260V259H14ZM39 260L37 262H39ZM53 260V259H52ZM128 260V261H127ZM135 260V259H134ZM132 261L130 262V260L127 258V259H124V261L126 262V264H134L135 261ZM176 261V259H173L171 261ZM183 260V259H182ZM186 260V259H185ZM257 260V261H256ZM18 261V260H17ZM17 261L15 263H13V261H11L13 264H17ZM29 261V260H28ZM27 261V262H28ZM42 261V262H41ZM101 261V260H100ZM10 262V263H11ZM20 262V260L18 261ZM26 262V260H25ZM36 262V263H37ZM54 262V260H53ZM89 262V263H87ZM97 262V261H95ZM94 262V259L92 260H86L85 259V264H97ZM174 262V263H175ZM234 262V261H233ZM9 263V262H8ZM21 263V262H20ZM52 263V262H50ZM54 263V264H55ZM28 264V263H27ZM101 264V262H100Z\"/></svg>","mask_w":264,"mask_h":264}]
</instances>
